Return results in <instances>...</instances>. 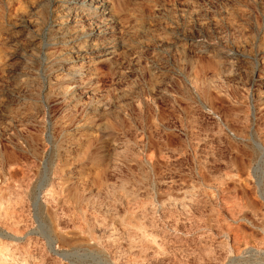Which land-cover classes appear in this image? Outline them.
Returning a JSON list of instances; mask_svg holds the SVG:
<instances>
[{
  "label": "rangeland",
  "instance_id": "1",
  "mask_svg": "<svg viewBox=\"0 0 264 264\" xmlns=\"http://www.w3.org/2000/svg\"><path fill=\"white\" fill-rule=\"evenodd\" d=\"M81 1L0 0V264H264V0Z\"/></svg>",
  "mask_w": 264,
  "mask_h": 264
},
{
  "label": "bare ground",
  "instance_id": "2",
  "mask_svg": "<svg viewBox=\"0 0 264 264\" xmlns=\"http://www.w3.org/2000/svg\"><path fill=\"white\" fill-rule=\"evenodd\" d=\"M86 1L87 0H82L81 1V3H80V5H81V7L82 8H85L86 7ZM90 1H94V0H90ZM79 3V2H78ZM77 4V3H76ZM92 4H93V2H92ZM95 12H98V10H95ZM210 112H211V110H210ZM261 148V147H260ZM4 214V213H3ZM11 237V236H10ZM23 237H19V236H17V235H12V239H14V240H19V239H22ZM1 241V240H0ZM49 242L51 243V247H52V249L55 251V253L57 254V255H59V256H64V257H66V254H63V253H61L59 250H60V245H58L57 243H56V240H53L52 238L51 239H49ZM54 243H56V247H54ZM52 250V251H53Z\"/></svg>",
  "mask_w": 264,
  "mask_h": 264
}]
</instances>
